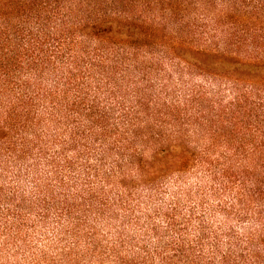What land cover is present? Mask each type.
<instances>
[{"label": "trees", "instance_id": "obj_1", "mask_svg": "<svg viewBox=\"0 0 264 264\" xmlns=\"http://www.w3.org/2000/svg\"><path fill=\"white\" fill-rule=\"evenodd\" d=\"M0 264H264V0H0Z\"/></svg>", "mask_w": 264, "mask_h": 264}]
</instances>
